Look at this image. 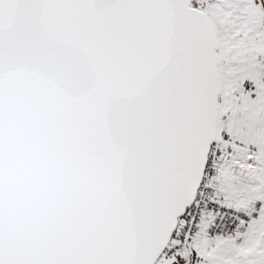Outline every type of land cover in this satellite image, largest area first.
I'll use <instances>...</instances> for the list:
<instances>
[{"label":"snow or ice","instance_id":"snow-or-ice-1","mask_svg":"<svg viewBox=\"0 0 264 264\" xmlns=\"http://www.w3.org/2000/svg\"><path fill=\"white\" fill-rule=\"evenodd\" d=\"M0 264H264V0H0Z\"/></svg>","mask_w":264,"mask_h":264}]
</instances>
